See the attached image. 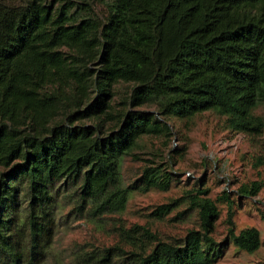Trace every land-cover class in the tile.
I'll list each match as a JSON object with an SVG mask.
<instances>
[{
    "label": "trees",
    "instance_id": "1",
    "mask_svg": "<svg viewBox=\"0 0 264 264\" xmlns=\"http://www.w3.org/2000/svg\"><path fill=\"white\" fill-rule=\"evenodd\" d=\"M120 83L129 90L114 104ZM260 102L264 0H109L102 16L88 0H0V168L10 169L0 177V264H45L63 205L100 220L122 212L131 192L168 189L171 174L159 166L129 185L121 173L142 137L171 133L156 113L188 120L212 111L259 136ZM263 187L243 183L238 194ZM187 193L200 227L181 241L123 225L124 246L83 251L82 264H115V249L121 264H213L220 209L208 187ZM182 198L152 215L165 218ZM222 198L233 243L257 251L260 230L236 232L233 200Z\"/></svg>",
    "mask_w": 264,
    "mask_h": 264
},
{
    "label": "rangeland",
    "instance_id": "2",
    "mask_svg": "<svg viewBox=\"0 0 264 264\" xmlns=\"http://www.w3.org/2000/svg\"><path fill=\"white\" fill-rule=\"evenodd\" d=\"M88 1L94 12L102 16L109 0ZM128 90V85L118 84L113 103H118ZM142 109L155 111V106L146 105ZM255 112L264 115V102L258 104ZM156 116L170 127L171 133L142 137L133 152L123 158L121 173L124 183L129 185L140 177L145 166H159L171 174L170 187L131 192L122 212L100 220L76 214L72 205H63L45 264H82L83 251L124 246L119 235L123 225L127 228L143 225L163 240L181 241L189 229L200 227L198 209L186 196L187 191L197 187H208L220 209L214 237L221 250L213 264H264V187L256 197L238 194L243 183L264 179V133L252 136L234 131L224 116L212 111L188 120L176 116L165 118L158 113ZM9 171L0 168V177ZM19 186L23 190L21 182ZM224 191L233 200L236 232L248 227L260 230L262 244L257 251L249 253L239 249L229 236L230 212L228 202L222 198ZM21 192L18 204L23 209L26 204ZM180 197L185 198L165 218L152 215L157 205ZM118 251L115 249L113 255L115 264L122 263V256L115 254Z\"/></svg>",
    "mask_w": 264,
    "mask_h": 264
}]
</instances>
